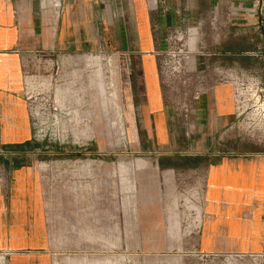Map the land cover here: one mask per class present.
I'll use <instances>...</instances> for the list:
<instances>
[{
  "label": "rangeland",
  "instance_id": "1",
  "mask_svg": "<svg viewBox=\"0 0 264 264\" xmlns=\"http://www.w3.org/2000/svg\"><path fill=\"white\" fill-rule=\"evenodd\" d=\"M260 12L255 15L263 35L250 38L245 32L242 55L236 59L205 50L201 39L189 38L186 27L168 34L163 52L154 58L155 91L139 83L138 60L114 57L107 79V58H99L101 95L112 97L113 103L53 104L43 96L21 106L29 116V136L15 148L0 139V154L13 157L12 172L30 169L31 192L38 195L31 234L51 247L0 250V255L43 258V264H264ZM126 65L130 76L124 85L119 71ZM154 95L159 103L153 116L161 118L164 136L158 131L156 136L152 124L144 121L150 118L147 110L154 109L145 100ZM214 98L224 100L220 115ZM223 162L252 174L254 186L231 215L226 204L221 212H211L204 183L198 194L190 177L163 187L155 175L161 171L155 169L158 163ZM65 187L67 193L80 194L82 207L77 210L83 212L93 191L98 223L92 230L68 218L67 229L73 230L59 232L58 196ZM0 189L8 195L12 188L0 183ZM70 204L68 196L67 212L75 210Z\"/></svg>",
  "mask_w": 264,
  "mask_h": 264
},
{
  "label": "crops",
  "instance_id": "2",
  "mask_svg": "<svg viewBox=\"0 0 264 264\" xmlns=\"http://www.w3.org/2000/svg\"><path fill=\"white\" fill-rule=\"evenodd\" d=\"M253 1L0 0L1 141L15 148L29 136V116L24 115L21 106L30 98L48 96L53 104L64 105L113 103L112 97L101 95L104 88L102 90L100 84L99 58H107V79L114 71V65L109 66L114 57L138 60L139 83L155 91L154 58L163 52L168 34L173 36L184 27L189 38L201 39L202 47L210 53L219 50L220 55L240 57L245 32L251 34L250 38L263 35H259L261 20L248 10ZM153 24L157 25L156 32ZM119 72L122 83L129 84V67L126 65ZM105 93L108 94V86ZM214 99L215 113L220 115L219 105L224 100ZM145 101L154 109L147 110L150 118L144 121L152 124L156 136L167 135L161 118L153 116L158 98L154 95ZM12 160V156L0 154V183L12 188L8 195H3L0 189V250L50 248L48 242L39 244L32 236L37 224L34 213L38 195L31 192V171L22 167L12 172ZM160 164L155 168H161L159 176L156 172L155 175L163 187L190 177L194 192L199 194L203 192L204 183L205 200L214 214L221 212V204H226L231 215V211L240 206L243 194L254 188L252 174L231 163L216 166ZM64 190L58 196L59 232L73 230L70 223L67 229L68 218L75 226L92 230L93 224L98 223V214L93 209V191L90 204L83 212L77 210L82 207L78 204L80 194L67 193L66 187ZM68 196L70 205L75 208L69 212ZM40 261L43 264L44 259L0 255V264Z\"/></svg>",
  "mask_w": 264,
  "mask_h": 264
},
{
  "label": "built area",
  "instance_id": "3",
  "mask_svg": "<svg viewBox=\"0 0 264 264\" xmlns=\"http://www.w3.org/2000/svg\"><path fill=\"white\" fill-rule=\"evenodd\" d=\"M162 3H164V0H162ZM241 6H239V9H240ZM258 9H261V12L264 11V0H254L252 3H251V6L250 8H248V10H250L251 12H253L254 14L257 13V10ZM155 29H157L156 27V24L153 25ZM153 28V30H155Z\"/></svg>",
  "mask_w": 264,
  "mask_h": 264
},
{
  "label": "bare ground",
  "instance_id": "4",
  "mask_svg": "<svg viewBox=\"0 0 264 264\" xmlns=\"http://www.w3.org/2000/svg\"><path fill=\"white\" fill-rule=\"evenodd\" d=\"M177 213V212H176Z\"/></svg>",
  "mask_w": 264,
  "mask_h": 264
}]
</instances>
